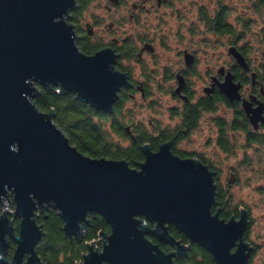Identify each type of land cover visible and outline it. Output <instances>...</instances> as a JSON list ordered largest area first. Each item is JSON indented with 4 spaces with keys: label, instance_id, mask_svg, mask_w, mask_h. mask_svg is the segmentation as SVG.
<instances>
[{
    "label": "water",
    "instance_id": "water-1",
    "mask_svg": "<svg viewBox=\"0 0 264 264\" xmlns=\"http://www.w3.org/2000/svg\"><path fill=\"white\" fill-rule=\"evenodd\" d=\"M75 6L76 0H0V204L10 192L15 206L9 210L8 200L3 204L0 241L9 235L17 245L9 262L5 245L0 247V264H44L36 252L45 235L37 218L50 208L62 218L69 238L83 237L89 215L110 225L111 234L101 235L102 248L89 244L81 264H174V258L188 256L192 244L217 264H250L254 247L245 240L248 214L225 220L214 211L216 173L207 165L174 155L171 141L157 151L142 146L145 159L138 169L126 160L87 157L52 122L53 112L42 113L34 105L37 83L75 93L96 111L112 114L118 93L132 86L114 67L118 55L112 48L92 56L81 52L65 18ZM228 55L248 70L234 46ZM185 60L190 65L193 56L185 54ZM213 81L230 102L241 100L242 84L230 71L223 81ZM183 86L180 79L176 92ZM242 101L250 111V102ZM4 210L20 220L17 236ZM167 225L188 243L172 237ZM148 236L175 251L164 252Z\"/></svg>",
    "mask_w": 264,
    "mask_h": 264
},
{
    "label": "trees",
    "instance_id": "trees-1",
    "mask_svg": "<svg viewBox=\"0 0 264 264\" xmlns=\"http://www.w3.org/2000/svg\"><path fill=\"white\" fill-rule=\"evenodd\" d=\"M91 1L93 0L79 1L80 7L77 9V14L83 15L87 11V6ZM169 1L167 0L168 3L165 6L173 9V3L169 4ZM230 1L236 2V0ZM191 6L192 10L193 6L197 7L196 17L192 18V25L195 27L202 26L204 33L214 35L216 38H227L229 47L237 46V49L247 58L251 70L254 71L253 73L264 89V65L256 68L251 64L250 44L247 40L251 34V27L254 25L252 16L258 15L262 22L260 24L263 25L262 29H260L261 31H259L261 38L260 46H264V0H250L246 9L248 12L251 10V14L253 15L245 18L237 16L236 19L231 17V10L234 8V5H230L227 0H200L199 3H192ZM134 17L137 18V16ZM231 20H234V22ZM122 39L125 43L121 50V59L133 61L134 63H137L141 45L146 42H154L153 38L149 35H140L137 39L133 36H125ZM112 44L110 42L111 46ZM104 46V44L98 41L86 46H80V49L82 53L92 55ZM262 55L264 56V51ZM118 69L121 72L126 71L122 67H118ZM231 69L237 81H240L242 84L250 82V78H247L246 73L239 66L234 65ZM35 85L38 88V92L32 98L34 105L42 113L50 114L53 112L54 117L52 118V122L64 133L71 145L87 157L93 159L126 160L132 169H138V165L144 162L145 159L141 149L142 146L147 144L152 151H157L161 144L174 140L175 133L171 135L169 132L170 127H161L160 125L153 124L151 128H147L142 124L133 125L132 119H125L123 116L125 104L133 97L129 95L128 90L123 89L118 93L114 112L106 114L96 111L90 105L77 99L75 93L66 92L60 87L50 86L44 88L37 83ZM256 93L258 94L257 89ZM191 94L192 91L185 88L181 92L182 97L179 95L173 97L175 100L179 98L183 100L182 106L172 110L174 114L181 115V117L179 116L181 123L175 124V129L178 127L176 131L180 134V138L173 142L172 153L174 155L183 159L194 155L193 152L190 153L179 149L182 140L186 139L182 131L184 129H195L197 122L204 114L216 113L219 106H222L224 110L227 108L235 111L233 116L227 115L224 112L216 115L214 118V122L219 128L217 145L223 152H234L235 142L240 137L237 136L238 134L245 136L243 140L246 143V147L264 144L262 138L252 135L246 127L247 122L243 118V115L239 113L240 104L237 101L230 102L225 96L218 93L211 99L208 96H194ZM150 96L151 94L146 95V99ZM177 109H180L179 113L174 111ZM123 142L127 144H123ZM196 155L199 156L203 164L209 165V161L201 154L197 153ZM217 185L216 201L224 204L228 196H226V192L220 187L219 182H217ZM233 215L234 213L226 208L221 213L220 218L229 220ZM88 218L90 225L87 226L83 237L76 239L66 237L63 231L64 222L56 210L50 208L40 213L37 218V224L43 227L45 235L38 243L36 252L41 261L44 264H81L85 254L88 252L89 244L95 242L101 247V235L109 236L111 234V227L99 215H89ZM148 225L153 227V223H148ZM169 233L182 243H188L187 238L172 225H169ZM147 238L158 244L151 237ZM245 239L248 240V235H246ZM158 246L162 250L168 251V248L163 244H158ZM174 264L217 263L208 251L197 244H192L188 251V256L174 259Z\"/></svg>",
    "mask_w": 264,
    "mask_h": 264
},
{
    "label": "rangeland",
    "instance_id": "rangeland-1",
    "mask_svg": "<svg viewBox=\"0 0 264 264\" xmlns=\"http://www.w3.org/2000/svg\"><path fill=\"white\" fill-rule=\"evenodd\" d=\"M141 0H125V4H113L111 0H93L87 6V11L82 15L84 22L93 23L95 18L102 20V26L95 31L107 28L110 23L113 24L109 33L105 36L108 41L109 37L117 36L123 38L125 36H133L135 39L140 35H149L153 38L155 48L151 53L154 55H146L145 60L148 63L149 70L159 69L155 71V77L150 80V90L153 91L151 96L146 99L142 98L139 91L134 92L124 107V117L126 120L132 119L133 125L142 124L147 128H151L153 124L161 127H173L178 118H175L171 109L172 107L182 106V99H174L170 93L178 86L177 80L162 76V68L169 66L174 74L177 73L180 65H183L180 52L185 49L196 50L199 62L196 66V74L190 76V87L195 96H199L203 92V87L210 83V75L216 74L220 65H225L228 56L229 41L227 38H216L214 35H208L203 32V27H195L192 25L193 19L196 17L197 7L192 3L200 0H172L173 9L163 6L158 8L151 5L150 1L144 3L142 10L133 11L132 4L139 3ZM234 5L231 10V17L236 19L237 16L248 17L251 10L246 9L250 0H236L231 2ZM252 3V2H251ZM188 9V10H187ZM136 13V14H135ZM134 14L132 18L130 15ZM134 16H137L135 18ZM253 23L251 34L248 36L250 44V60L251 64L260 68L264 65V46L261 45L259 35L263 25L258 15L252 16ZM195 21V20H194ZM122 27L121 29H118ZM109 29V28H108ZM261 34V33H260ZM104 38V41H105ZM244 43V41H243ZM125 65L135 67L132 61H124ZM135 78H138L139 68H135ZM208 118L204 117L202 123L197 127L190 136L182 140L179 149L188 152H196L208 159V161L220 169L219 184L222 188H226L229 184L230 201L235 205H243L250 207L253 223L248 233L247 242L257 245L256 251L251 258V264H264V144H255L246 147L243 138L238 137L235 142L234 152L225 153L219 146L217 147L213 141L209 142ZM117 140L116 137H114ZM123 144H127L124 143ZM236 171L238 180L235 183H228L229 169ZM9 210H13L14 203L12 198L5 199L3 204H7ZM11 200V201H10ZM4 209V205L0 207V213ZM7 216L14 223L13 215L7 210ZM17 236V234H16ZM7 235H5V238ZM98 248V246H95ZM3 249V248H2ZM13 252V250H11ZM3 253V251H2ZM6 260L10 261V256L3 253ZM12 264V263H10Z\"/></svg>",
    "mask_w": 264,
    "mask_h": 264
},
{
    "label": "flooded vegetation",
    "instance_id": "flooded-vegetation-1",
    "mask_svg": "<svg viewBox=\"0 0 264 264\" xmlns=\"http://www.w3.org/2000/svg\"><path fill=\"white\" fill-rule=\"evenodd\" d=\"M79 1H81V0H76V6L74 7V9L70 10L69 14L65 16L67 23L74 27L75 41H76V44L79 47V49H80V46H86L88 44L96 43L98 41L105 45L102 49L112 48L114 50V52L118 55L117 63L114 65V67L119 72H121V71L118 69V67H122V69H125L126 71L125 72H121V73H125L127 75L128 81L132 85L131 87L125 89V90L129 91V95L131 96V95H133L134 92L139 91L141 93L142 98H145L146 95L152 94L153 91L150 90V80L155 77V75H154L155 71L157 72V70H158L157 75L159 74V69L154 70V69L151 68V71H149V67L147 65L148 63L146 62L145 57H146V55L152 56V55L155 54V53H151L150 52V49H149V47H147L146 44L152 45L153 50H154L155 43L154 42H146L143 45H141V47L139 49V53H138V60H137V63H135V67H132L131 65H125L124 64L125 60L121 59V50L123 49L125 41L122 38H118L117 36H112L111 38L109 37L108 41L105 38V36L109 33L111 27H113V24L110 23L107 28L95 31V29H98V28L100 29L101 28L103 21L100 20V19L95 18L93 23L84 22L82 20V15L77 14V9H78V7H80ZM147 1H150L152 3L151 5H155L158 8H162L163 6H165V4L168 3L167 0H141L139 3H133L132 4L133 11L134 12H135V10L136 11L137 10L141 11L142 7L144 6V3L147 2ZM111 2L113 4H117V5L120 4V7L125 4V0H111ZM172 3H174V2L172 0H170L169 4H172ZM133 15L134 14H131L130 18H132ZM231 21L234 22V20H231ZM121 28L122 27H119L118 29H121ZM104 38H105V41H104ZM110 42L113 43L112 46L110 45ZM231 44H232V42H231ZM235 48L237 49L238 47L236 46ZM102 49H100V50H102ZM100 50H98V51H100ZM237 50L240 51L239 49H237ZM98 51H96V52H98ZM197 53L198 52L196 50L192 49L191 47H189V49H185L184 51L180 52L183 65L182 64L180 65V67L178 68V71H177L176 74H174L173 71L171 72L172 69L169 66L168 67L165 66L164 69L163 68L161 69L162 72H163L162 76L165 75L167 77V75H168L167 78H172V77L174 78L175 77V79L178 81V86H179L180 79H183V85L184 86H183V89L181 90V92L185 88L186 89L188 88V90H191V87L189 86L190 85V76H193L194 74H196V66H197V64H198V62L200 60L198 55H197ZM240 53L245 57V55L241 51H240ZM94 54H92V55H94ZM185 54H190V55L193 56V62H191L190 65L186 64ZM92 55H88V56H92ZM228 56L229 57L227 58L226 64L225 65H220V68L217 69L216 74H213V75L209 76L210 83L203 87V92H202L201 95L202 96H208L210 99L213 98V96L215 94H217V93L225 96L224 94H222L220 92L219 87L214 85L215 81H213V77H216L217 80H219L221 82V81H223L224 74L227 71H230L233 74L231 68L234 65L239 66L242 69V71L244 73H246L245 75L247 76V78L248 77L250 78V82L249 83H247V84H242L241 83L242 84V88L240 90L241 100L237 101L240 104L239 113L243 115V118L247 122L246 123V127L249 129L250 133H252V135H256L259 138H262L264 140V89H263V86L260 84V82L256 78V75L253 73L254 71L251 70L250 65H249L246 57H245V59H246V62L248 64V66H249L248 70H245L243 67H241L236 62L235 58L232 55H228ZM229 64H231V65H229ZM135 68H139V75H138L139 79L135 78V71H134ZM220 70H223V72L220 73ZM234 77H235V75H234ZM235 80H236V78H235ZM212 85H214V86H212ZM178 86H177V88H178ZM256 87H258V88H256ZM176 89L173 90V91L171 90L170 95L172 97H174L175 95H179L180 97H182L181 96V92L177 93ZM256 89L258 91V94L256 93ZM191 95H194L193 91H192ZM201 95H199V96H201ZM184 99L187 100L186 98H184ZM242 100H246V101L250 102V105H251L250 108H249V109H251L250 111L246 110L243 107V101ZM174 108L176 109V107H172L171 109H174ZM179 110L177 109V110H174V111L176 113H179L180 112ZM224 112L227 115H230V116H233L235 114V111L233 109H227L226 108L224 110L222 106H219L217 108V110H216V113H214V114L213 113L204 114L201 117V119L197 122L196 127H195V129L197 127H199L200 124L203 122L202 119L204 117H207L209 119L208 122H207L209 133H210L209 142L213 141V143L217 147H218L217 140L219 138V128L216 126V123L214 122V118L216 117V115H220V114H222ZM173 115H175L174 117L178 118V119H179V116L181 117L180 114H174L173 113ZM179 123H181V118L177 121L176 124H179ZM177 128L178 127H176V129ZM176 129H175V125L173 127L169 128V130H170L169 132L171 133V135L175 133L174 140L173 141L170 140L172 142V145H173V142L175 140H178L180 138V134L177 133ZM195 129H193V130L184 129L182 132H183V135L185 136V138L190 136L191 133ZM237 136H241L242 138H245V136L243 134H238ZM193 154L194 155L192 157H187V158H193V159L200 160L199 156L196 155L197 154L196 152H193ZM204 158H206V157H204ZM207 166L210 168L211 171L216 173L215 182H216V185H217V182L219 180L220 169L217 168V166L211 164L210 162H209V165H207ZM228 173L230 175L229 180L232 179L233 183H235L238 180V177H236V174H237L236 171H234L233 168L232 169L230 168ZM220 187L222 188V186H220ZM217 188H218V185H217ZM230 188H231V186L229 184L227 185L226 188H222V190L226 192V196H228V197H226V201H225L224 204H220L219 202L216 201V207L214 208V211L220 210L221 213H222L224 209L228 208V209H230L232 211V213H234L232 218H235V219H239L241 214H242V212L246 211L247 214H248V219H249V228H248V230L246 232V235H248V233L251 230V225L253 223L250 207L239 205V204H235L234 205L231 202L232 200L230 201V199H229V197H230V194H229L230 193L229 192ZM8 198H12L13 199V195L10 192H9L7 198H5V199H8ZM4 200L0 204V207L3 205ZM221 213H220V215H221ZM19 224H20V220L19 219H14V223H12V225H13V228H14V234L15 235L16 234L18 235V233H19ZM155 226H156V223H153V227H151V228H154ZM167 227H168V231H169V225H167ZM246 235H245V237H246ZM151 238L153 240L157 241L158 244H163L164 246H166L168 248L167 249L168 251H164L163 250L164 252L171 253V252L175 251L174 247H172V246H170L168 244H165L163 242H159L157 239H155L153 237H151ZM150 241L152 243H154L152 240H150ZM178 241L180 243H182L180 240H178ZM154 244L158 245L156 243H154ZM182 244H184V243H182ZM4 245H5V247H4ZM251 245L254 247V252H255L256 249H257V245H255V244L254 245L251 244ZM96 246H98L99 249L102 248V245L100 247L98 244H96ZM0 247H2V248L4 247L5 248V254L7 253V255H9L10 258L12 259V257L14 256V253H15L17 245L13 241V239L9 235H7L6 238H5V236L2 237V240L0 241ZM11 250H13V252H11ZM176 258H182V257H176ZM176 258H174V259H176ZM174 259H173V261H174ZM26 260H27V256L25 257L24 261H26Z\"/></svg>",
    "mask_w": 264,
    "mask_h": 264
}]
</instances>
